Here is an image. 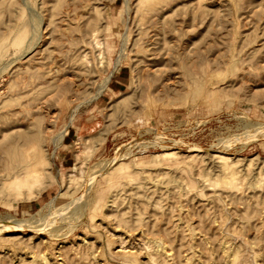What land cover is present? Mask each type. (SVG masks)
<instances>
[{
    "label": "rangeland",
    "instance_id": "rangeland-1",
    "mask_svg": "<svg viewBox=\"0 0 264 264\" xmlns=\"http://www.w3.org/2000/svg\"><path fill=\"white\" fill-rule=\"evenodd\" d=\"M26 130L0 264H264V0H0V143Z\"/></svg>",
    "mask_w": 264,
    "mask_h": 264
},
{
    "label": "bare ground",
    "instance_id": "bare-ground-1",
    "mask_svg": "<svg viewBox=\"0 0 264 264\" xmlns=\"http://www.w3.org/2000/svg\"><path fill=\"white\" fill-rule=\"evenodd\" d=\"M70 10V9H69ZM67 17V16H66ZM40 36V35H39ZM37 42V40H36ZM13 43V42H12ZM17 43V42H16ZM37 44V43H36ZM26 49V48H24ZM31 50V49H30ZM43 50V49H42ZM28 51V50H27ZM37 50H35L36 52ZM66 51L68 52V50L66 49ZM41 52V51H40ZM25 53V52H23ZM65 53V52H63ZM28 54V53H27ZM61 54V53H60ZM66 55V54H64ZM35 58V57H34ZM32 58V59H34ZM71 58V56H70ZM22 59V58H21ZM33 63V62H32ZM28 65V64H27ZM67 65V64H66ZM65 65V67H67ZM20 66V65H18ZM16 66V67H18ZM23 66V65H22ZM36 66V65H35ZM41 66V65H40ZM43 66V65H42ZM41 66V67H42ZM54 67V66H53ZM59 67V66H58ZM28 68V67H27ZM30 68V67H29ZM26 69V68H24ZM32 69V67H31ZM36 69V68H35ZM40 69V68H39ZM38 69V70H39ZM53 69V68H52ZM57 69V68H56ZM69 69V68H68ZM72 69V68H71ZM70 69V70H71ZM27 70V69H26ZM51 70V69H50ZM49 70V71H50ZM58 70V69H57ZM73 70V69H72ZM20 71V69H19ZM40 71V70H39ZM62 71V70H61ZM18 73V71H16ZM22 72V71H21ZM48 73V72H47ZM40 74V73H39ZM83 75V74H82ZM36 76V75H35ZM38 76V75H37ZM40 76V75H39ZM38 76V77H39ZM43 76V75H42ZM41 78V77H40ZM45 78V76H44ZM43 78V79H44ZM47 78V77H46ZM73 78V77H72ZM82 78V77H81ZM42 79V82H43ZM80 80V78H78ZM33 80V79H32ZM39 80V79H38ZM22 81V80H21ZM35 82V81H34ZM51 82V81H50ZM36 83V82H35ZM76 83V82H75ZM23 84V83H22ZM40 84V83H39ZM26 85V83H25ZM23 85V87L25 86ZM42 85V84H41ZM59 86V85H58ZM62 86V85H61ZM31 87V86H30ZM26 88V87H25ZM34 88V87H33ZM60 88V87H59ZM19 89V88H18ZM24 89V88H23ZM21 90V89H20ZM20 90H18L20 92ZM32 90V89H31ZM34 90V89H33ZM57 90V89H56ZM30 91V90H29ZM31 92V91H30ZM29 93V92H28ZM35 93V92H34ZM20 94V93H19ZM27 94V93H25ZM45 103V102H44ZM45 110V109H44ZM50 112V110H49ZM57 112V111H56ZM19 113V111L17 112ZM51 114V113H50ZM50 118V117H49ZM49 124V123H48ZM5 131H7L5 129ZM66 133V132H65ZM3 134V133H2ZM63 135V134H62ZM5 136V135H3ZM37 136V135H35ZM34 137V133L31 132V130H26V131H20V132H13L10 135L11 140L9 141H3L2 143H0V160L1 161H5V162H9V161H13L15 158H21L23 156V153H25V151L20 147V146H25L27 145ZM58 138V137H57ZM58 140V139H57ZM176 151H165L163 152V156L166 157H172L174 156ZM177 156V155H176ZM215 159H217L218 161H223L224 160V156L221 153H217L214 154ZM36 168H30L29 164L25 161L23 163H21L17 169H15L14 171H12L10 173V181H9V185L12 186L14 189H21L24 186H28V180H29V175L35 170ZM107 169V168H105ZM107 171V170H106ZM104 172V169H103ZM109 172V169H108ZM106 173V172H105ZM90 179H92L90 177ZM123 249V248H122ZM123 252V251H122Z\"/></svg>",
    "mask_w": 264,
    "mask_h": 264
},
{
    "label": "crops",
    "instance_id": "crops-1",
    "mask_svg": "<svg viewBox=\"0 0 264 264\" xmlns=\"http://www.w3.org/2000/svg\"><path fill=\"white\" fill-rule=\"evenodd\" d=\"M122 74L119 73V79H115L111 83H109L106 92L103 95H110L112 93H116L120 91L122 85L124 84Z\"/></svg>",
    "mask_w": 264,
    "mask_h": 264
}]
</instances>
